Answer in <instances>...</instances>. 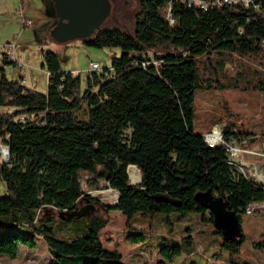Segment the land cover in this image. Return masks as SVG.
Masks as SVG:
<instances>
[{"label": "trees", "instance_id": "obj_1", "mask_svg": "<svg viewBox=\"0 0 264 264\" xmlns=\"http://www.w3.org/2000/svg\"><path fill=\"white\" fill-rule=\"evenodd\" d=\"M137 2L132 33L100 27L82 39L123 52L110 69L88 74L84 95L81 76L64 71L56 53L44 55L47 92L23 85L22 74L9 78L0 63V109H7L0 111V139L11 149V162L1 169L0 255L16 257L20 246L34 249L42 238L52 264H124L101 240L107 219L72 217L81 202H96L85 186L118 192V204L103 207L130 218L197 214L214 224L202 202L211 193L241 222V215L259 211L250 212L253 204L264 203V187L230 166L225 148L209 147L194 124L197 92L264 93V0L207 11L176 0ZM87 98L88 122L72 124L69 114ZM228 112L216 119L226 125L224 141H247L251 133L236 130L242 116ZM130 167L139 171L140 184L132 185ZM50 209L59 215L56 224L42 217ZM138 237L136 243L143 240ZM244 241L242 231L221 246L238 254ZM181 251L165 245L159 253L172 261Z\"/></svg>", "mask_w": 264, "mask_h": 264}, {"label": "rangeland", "instance_id": "obj_2", "mask_svg": "<svg viewBox=\"0 0 264 264\" xmlns=\"http://www.w3.org/2000/svg\"><path fill=\"white\" fill-rule=\"evenodd\" d=\"M137 7V0H106L101 29L118 28L132 33V16ZM23 17L32 20L34 26L25 27ZM57 25L58 16L52 0H0V51L3 47L16 46V54L26 68L27 87L39 92L48 90L44 55L56 53L64 71L81 76L84 95L91 62L99 63L103 70L110 69L111 59L121 57L123 52L119 48L90 47L81 38L64 42L59 38ZM8 76L18 79L20 72L12 70ZM195 98V130L204 135L211 134L215 129L221 130L224 135L226 125L216 123V119L224 113L229 114L228 109L242 116L243 125H237L236 130L250 132L251 136L247 141L231 136L228 143L251 153L236 159L240 162L234 168L264 187V93L239 90L197 92ZM89 107L90 99L87 98L78 111L69 114L71 123L86 124ZM233 132L237 134L235 130ZM1 147L8 148L0 141ZM4 165L8 164L0 154V199L6 195V185L1 178ZM129 176L132 183L140 184L141 177L139 182H134ZM84 188L92 193L96 202L89 205L93 210L81 222L85 223L89 216L107 219L109 223L101 230V240L106 249L118 251L123 256L124 264H264V215L261 212L264 206L257 208L259 211L254 214L241 215L245 241L241 252L232 254L221 246L224 235L215 233L218 230L215 224L203 222L201 215L171 213L142 217L137 214L130 218L118 210L103 207L117 204L119 194L116 191H108L109 187L104 190ZM87 204L83 201L79 207H86ZM58 216L51 209L42 214L43 218H54L53 224L60 221ZM67 231L68 228L63 227L60 235H66ZM140 234L143 240L136 243ZM37 243L34 249L20 246L16 257L0 255V264H52L44 239L39 238ZM165 245L181 246V254L172 261L166 259L159 253L160 247Z\"/></svg>", "mask_w": 264, "mask_h": 264}, {"label": "water", "instance_id": "obj_3", "mask_svg": "<svg viewBox=\"0 0 264 264\" xmlns=\"http://www.w3.org/2000/svg\"><path fill=\"white\" fill-rule=\"evenodd\" d=\"M52 2L58 16V35L64 42L75 38L86 39L94 34L103 23V8L106 0H52ZM10 162L11 149L9 148L8 160L5 163L9 165ZM132 185L135 184L132 183ZM202 202L213 214L214 224L224 237L236 238L242 233L239 216L226 209L222 198L209 193ZM91 210H93L91 206L83 207L74 211L72 217H83Z\"/></svg>", "mask_w": 264, "mask_h": 264}, {"label": "built area", "instance_id": "obj_4", "mask_svg": "<svg viewBox=\"0 0 264 264\" xmlns=\"http://www.w3.org/2000/svg\"><path fill=\"white\" fill-rule=\"evenodd\" d=\"M178 2H181L183 4L188 5L189 7H198L202 10H209V8H218V7H223L226 5H237V4H244L246 7H249L252 4V0H176ZM262 5H264V2L262 3ZM169 6V17L171 16V11H172V3L168 4ZM23 22H24V26L27 28H32L34 26V22L32 20H28L25 17H23ZM264 45V42H263ZM16 46L13 45L12 47L9 48H1L0 51V63L3 64V69L5 71L10 70V69H16L20 72V74L24 75L26 68L23 65V61L21 58H19L16 54ZM149 60L153 58V56L151 54H148V56L146 57ZM148 59L145 60V63H148ZM4 62H6L4 64ZM103 70L101 65L97 62H91L90 64V71L88 72L89 75L93 74V73H102ZM111 75L113 74V70L111 69ZM26 84V81L23 82V85ZM15 109H10L9 112H14ZM20 123H25V118L21 117L19 119ZM205 138V142L209 145V147L211 148H215L218 146H222L225 148L227 155H228V164L232 167H238V163L240 161L236 160L241 158V156H243L244 154H249L251 153L249 150H244L242 148H236L232 145H230L228 142L224 141L223 136H222V132L219 129H215L211 134H206L204 135ZM0 141H2L0 139ZM8 147V146H5ZM9 148V147H8ZM1 150V155L3 158V161L6 162L8 160V158H5L2 154V147L0 148ZM238 161V162H237ZM249 165V164H248ZM85 191V188H84ZM108 191H115L112 188H110V190ZM118 193V192H117ZM85 195L87 196H91L92 193L91 192H86ZM92 197V196H91ZM93 198V197H92ZM264 206L263 203H255L250 207V212L252 211V209L255 208H260Z\"/></svg>", "mask_w": 264, "mask_h": 264}, {"label": "bare ground", "instance_id": "obj_5", "mask_svg": "<svg viewBox=\"0 0 264 264\" xmlns=\"http://www.w3.org/2000/svg\"><path fill=\"white\" fill-rule=\"evenodd\" d=\"M8 153H9L8 148L7 149L6 148L2 149V154H3V156L5 158H8ZM129 174L131 175V178L133 179L134 182H139L140 181V173H139V171L137 170L136 167H130Z\"/></svg>", "mask_w": 264, "mask_h": 264}, {"label": "crops", "instance_id": "obj_6", "mask_svg": "<svg viewBox=\"0 0 264 264\" xmlns=\"http://www.w3.org/2000/svg\"><path fill=\"white\" fill-rule=\"evenodd\" d=\"M12 70H16V69H10V70H7V71H6L7 75H8V73H9V71H12ZM24 76H25V74H24ZM25 81H26V86H27V80H26V78H25Z\"/></svg>", "mask_w": 264, "mask_h": 264}]
</instances>
